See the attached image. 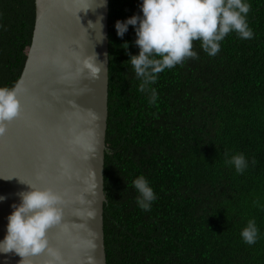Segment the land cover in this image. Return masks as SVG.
<instances>
[{
	"label": "trees",
	"instance_id": "16d2710c",
	"mask_svg": "<svg viewBox=\"0 0 264 264\" xmlns=\"http://www.w3.org/2000/svg\"><path fill=\"white\" fill-rule=\"evenodd\" d=\"M139 3L108 5L106 264H264V0H248L251 39L230 32L214 57L195 41L197 59L159 73L154 105L121 46L137 54L133 26L123 37L113 26ZM34 23V0H0V87L17 83ZM236 153L248 161L242 174L225 163ZM138 175L157 197L147 212L135 203ZM249 219L252 245L239 236Z\"/></svg>",
	"mask_w": 264,
	"mask_h": 264
},
{
	"label": "water",
	"instance_id": "95a60500",
	"mask_svg": "<svg viewBox=\"0 0 264 264\" xmlns=\"http://www.w3.org/2000/svg\"><path fill=\"white\" fill-rule=\"evenodd\" d=\"M31 45L17 81L21 114L0 137V239L28 185L51 189L61 220L46 231L60 264H106L103 205L108 116L109 0H34ZM91 23V24H89ZM96 79L78 73L85 57ZM24 182V183H22ZM27 183V184H25ZM46 252L0 254V264H47Z\"/></svg>",
	"mask_w": 264,
	"mask_h": 264
},
{
	"label": "clouds",
	"instance_id": "9594fccd",
	"mask_svg": "<svg viewBox=\"0 0 264 264\" xmlns=\"http://www.w3.org/2000/svg\"><path fill=\"white\" fill-rule=\"evenodd\" d=\"M250 7L248 0H140L139 15L116 20L113 25L117 37H123L128 26H133L132 43L138 48L137 54L127 53L128 42L121 46L139 81L137 91L145 94L149 105H154L157 91L152 85L158 74L182 65L189 58L197 59V52L193 50L195 41L200 42L205 54L214 57L220 51V42L230 32L240 39H251L253 31L246 19ZM79 64L76 71L87 72L91 79H96L101 71V65L94 62V54L93 59L85 57ZM20 91L18 83L0 87V137L5 135L7 125L21 114ZM225 163L232 165L237 174L248 167L243 153L232 155ZM27 185L29 190L17 194L19 202L10 205L12 210L6 216L5 233L0 239V254L13 252L24 258L46 252L50 257L47 264H60L61 257L49 246L46 231L61 220L58 205L62 198L51 189ZM131 186L137 193L136 206L149 211L157 198L149 181L138 175ZM5 199L0 195V202ZM239 236L247 245L257 241L259 231L254 219L247 221Z\"/></svg>",
	"mask_w": 264,
	"mask_h": 264
}]
</instances>
